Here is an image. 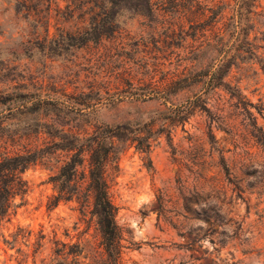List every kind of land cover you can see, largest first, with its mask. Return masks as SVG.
Wrapping results in <instances>:
<instances>
[{"label": "rangeland", "instance_id": "rangeland-1", "mask_svg": "<svg viewBox=\"0 0 264 264\" xmlns=\"http://www.w3.org/2000/svg\"><path fill=\"white\" fill-rule=\"evenodd\" d=\"M219 1L226 3L223 17L217 18L216 27L222 28L235 18L236 5L230 0L214 3ZM58 3L64 8V2ZM255 4L248 42L264 63V0ZM166 10L170 8L161 7L152 18L119 11L115 38L75 49L72 56L15 59L20 42L46 34L16 13L14 4L0 0V96L68 100L89 94L91 86L101 95L94 108L82 111L84 117H26L16 113V104L11 110L0 107V160L50 141L43 134L23 136L35 128L27 118L43 123L56 118L73 132L128 125L149 137L150 147L146 155L136 149L137 142L122 143L117 160L107 166L109 196L122 233L120 264H264V147L257 132H264V69L245 56L223 81L232 89L237 86L251 104L249 117L230 90L206 91L208 76L202 75L216 63L191 51L199 43L193 41L190 24ZM72 21L56 25L51 19L49 37H57V28L70 34L81 31L83 24ZM179 21L188 35L167 38L168 23ZM118 74L122 77L117 79ZM174 82L182 90L172 92ZM188 102L209 113L198 108L183 123L170 125V111ZM210 127L215 141L207 134ZM51 174L41 163L22 174L28 192L14 200L1 222L0 264H50L54 241L81 243V264L100 259L94 220L82 217L76 203L48 208Z\"/></svg>", "mask_w": 264, "mask_h": 264}, {"label": "trees", "instance_id": "trees-1", "mask_svg": "<svg viewBox=\"0 0 264 264\" xmlns=\"http://www.w3.org/2000/svg\"><path fill=\"white\" fill-rule=\"evenodd\" d=\"M59 1L65 3L64 8L59 7ZM230 1L235 2L236 5L235 18L222 28H217V18L223 17L222 12L226 3L219 1L215 4L214 0H6L7 4H14L16 13H22L36 29L40 28L46 34L43 39L20 42L12 55L15 59L19 57L30 59L35 55L42 58L72 56L71 53L75 49L90 44L98 45L103 40L115 38L119 33V11L127 10L137 16L152 18L156 10L168 6L170 10L166 11L169 14L190 24L193 41L199 43L191 51L198 54V58L208 55L212 64L216 63L215 67L211 66L213 71H207L202 75L208 76V79L204 80L207 85L206 91L220 87L226 91L230 90L231 97L235 98L238 105L251 117L249 112L251 104H247L245 97L240 96L237 86L232 89L223 81L228 77L232 67L238 65L237 61L245 59V56V60L250 58L257 60L261 63L262 70L264 69V63L256 57L253 46L248 42L251 27L248 24L249 17L257 8L255 3L258 0ZM51 19L56 25H59L60 21L73 20L72 22L78 25L82 23L83 28L75 34L64 33L57 28V37L50 38ZM182 23L183 21L168 23L166 37L187 36L188 33L184 31ZM207 31L211 36L207 35ZM124 73L130 74L131 71ZM120 77L122 76L118 74L116 78ZM149 83L147 86L150 85ZM177 84L178 82L171 83L169 89H172V92L182 90V86L175 87ZM118 86L119 84H116L114 89H118ZM89 89V94H81L77 96L78 98L70 97L68 100L54 97L51 98L53 100H43L41 95L21 93L5 94L0 96V107L7 105L5 109L11 110L14 107L10 106L16 104L13 105L17 109L16 113L26 117L34 115L48 118L52 113L56 117L59 116L58 114L72 113L84 117L86 114L82 111L94 108L101 100L99 90L93 86ZM198 108L209 113L204 106H196L195 102H188L187 105L171 110L167 119L170 125L183 123ZM50 119L52 123L27 118L34 121V131L22 132L23 136L29 133L45 135L50 140L45 146L34 151L25 150L13 156H5L0 160V225L13 206L14 200L18 197L24 198L28 192L22 174L29 167L41 163L52 172L48 181L52 185L53 194L48 199V208L54 209L61 203H76L81 216L84 218L89 216L98 227L101 251L98 253L100 259L96 260L95 257L94 263L120 264L122 233L116 220L117 208L109 196L107 166L117 160V156L123 150V147L119 146L129 140L137 142L136 149L148 155L150 138L140 136L141 132L130 130L128 125L115 127L102 125L95 127L92 132H81V130L73 132L65 129L66 124L56 122V118ZM257 132L262 133L258 142L264 147V132L261 129ZM207 134L214 140L211 127ZM221 161L225 173L230 176V168L222 157ZM233 185L239 190L238 182ZM206 221L210 220L206 219ZM53 244L55 248L52 250L50 264H81L80 260L84 258V246L81 243L54 241Z\"/></svg>", "mask_w": 264, "mask_h": 264}]
</instances>
